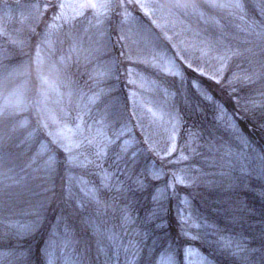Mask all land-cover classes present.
<instances>
[{"label":"trees","instance_id":"obj_1","mask_svg":"<svg viewBox=\"0 0 264 264\" xmlns=\"http://www.w3.org/2000/svg\"><path fill=\"white\" fill-rule=\"evenodd\" d=\"M180 1L197 6L187 8L190 37L159 31L131 0L104 19L107 47L95 54L113 69L98 108L132 141L125 154L109 148L96 164H79L53 134L36 57L61 0H0V105L19 89L25 99L19 111L0 107V264H46V248L55 264H157L162 254L171 264H264V160H254L264 157V129L259 108L242 112L264 103V40L256 35L264 14L253 6L261 0H240L242 11L210 6L232 0ZM125 12L155 32L180 78L151 67L145 45L123 29ZM228 50L240 54L220 70ZM130 70L169 91L161 120L135 99ZM216 105L234 130L219 122ZM37 214L36 227L20 232Z\"/></svg>","mask_w":264,"mask_h":264},{"label":"rangeland","instance_id":"obj_2","mask_svg":"<svg viewBox=\"0 0 264 264\" xmlns=\"http://www.w3.org/2000/svg\"><path fill=\"white\" fill-rule=\"evenodd\" d=\"M131 1L136 10L144 15L145 11L139 7V3L154 5L152 14L147 16L159 31L175 37H190L193 34L184 28L189 26L186 25V20L191 16L190 11L170 7L176 0ZM85 2L103 4L107 0H61L60 4L65 7H59L54 15L55 17L60 14L59 19L53 17L49 22L45 39L37 49L36 57L45 85L42 99L52 120L53 134L69 150L73 161L79 164H96L109 148L113 150L115 157L125 154L131 146L132 137L121 127L109 126L102 116V110L98 108L101 99L104 100V97L101 98V91L113 66L110 65L111 61L98 59L95 53H102L107 47L102 24L111 10H81L77 7ZM160 5L165 7H159ZM81 11L83 15L80 14ZM123 23V29L125 27V31L130 30L134 42L138 41L147 48L151 56L148 59L151 67L166 76L181 77L176 63L156 46L153 40L155 32L141 28L140 19L136 14L127 13V17L124 14ZM130 81L134 85L133 93L140 106L157 120H161L162 105L169 99L167 88L147 72L130 70ZM24 106L25 99L21 89L7 96L0 105L1 110L15 111L23 109ZM216 108L219 122H225L229 126L230 121L235 124L232 117L220 106L216 105ZM230 128L234 130L235 125ZM260 159V155L254 157L256 163ZM256 166L252 170L259 173L255 170ZM244 168L248 167L244 165ZM258 169L264 173V166L261 164ZM171 260L169 255L162 254L157 264H171Z\"/></svg>","mask_w":264,"mask_h":264},{"label":"snow or ice","instance_id":"obj_3","mask_svg":"<svg viewBox=\"0 0 264 264\" xmlns=\"http://www.w3.org/2000/svg\"><path fill=\"white\" fill-rule=\"evenodd\" d=\"M211 7H227V8H232V9H237V10H243L245 5L242 4L240 2V0H232V2L227 3V4H212L210 5ZM254 7H259L260 11L262 14H264V0H261V3L259 5H253ZM32 7L34 8H39L38 5H33ZM59 7L61 9H63L65 7L64 4H60ZM78 8H80L81 10L87 9V8H93V9H97V8H102L104 10H114V9H124L126 8V5L123 3V0H107L106 3L103 4H97V3H91V2H85V3H81L79 5H77ZM139 7L145 11L146 15H151L153 10H154V5L150 4V3H139ZM159 7H165V5H160ZM170 7H175V8H193L195 9L197 6L195 4L192 3H188V2H180V0H176V2L172 5H170ZM81 15H83V11H81L80 13ZM125 16L127 17V13L125 12ZM60 18V14H57L54 19H59ZM100 21L99 19H97V24H99ZM51 27V26H50ZM250 27L252 28V30H256V26L255 25H250ZM256 35L258 37H260L262 40H264V21H261V24L259 26V31L256 32ZM125 36H121L120 39H125ZM210 51H212L211 46L209 45L206 49H202V55H207ZM240 53L238 51H234V50H228L224 55L219 56L218 59L220 60L221 63V69L223 70V67L225 66V61L228 59H231L232 56H236L239 55ZM253 75L254 74H245L243 76L239 75V74H234L233 75V80L235 81H251L253 79ZM261 78H264V65H262L261 68V72L259 73ZM217 83H220L219 80H217ZM229 83H232V81H229ZM261 95L264 96V92H261ZM239 100L237 101V104H239ZM256 108H259L260 110V115H261V121H260V126L262 129H264V103L259 104V105H255L253 104L252 108H249L246 104L243 106L242 108V112L243 113H253L254 114V110ZM230 126L234 128V125L231 124V121L229 122ZM45 126H47V123H45ZM261 160H264V157H261ZM46 165L49 171H54L55 168V162L50 158L49 161H46ZM243 171V170H242ZM178 180H180V182H183L181 180V178L177 177ZM39 223V214H37V220L34 221L32 224L30 225H23L20 227L19 231L20 232H31L36 225ZM227 247H231V242H229V244L227 245ZM236 248L239 251H243L245 246L242 243H237L236 244ZM44 254L47 257L46 260V264H55L54 259L52 257V254L47 250V248L44 250ZM234 255L236 253H233Z\"/></svg>","mask_w":264,"mask_h":264}]
</instances>
